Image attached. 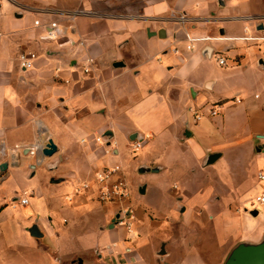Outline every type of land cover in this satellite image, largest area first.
I'll use <instances>...</instances> for the list:
<instances>
[{"label":"crops","instance_id":"crops-1","mask_svg":"<svg viewBox=\"0 0 264 264\" xmlns=\"http://www.w3.org/2000/svg\"><path fill=\"white\" fill-rule=\"evenodd\" d=\"M251 1L81 0L78 15L68 8L51 11L53 5L60 6L58 0H0V165L9 162L6 171L0 169V264L6 260V250L28 245V239L37 250L58 253L51 239L64 234L69 219H59L56 211L61 205L54 198L65 185H71L65 200L75 202L76 217L101 209L98 225L111 230L110 243L101 245V234L94 238L92 264H150L151 250L128 242L134 238V228L127 232L118 224L117 206L91 194L97 195L95 172L106 166L120 165L127 180L131 176L132 188L137 182L139 192L143 185L147 191L150 188L149 173H166L163 162L142 157L134 165L135 174H128L124 160L126 149L137 140L130 138L135 133L145 142L156 137L188 140L197 163L204 167L209 154L220 152L213 164L220 163L213 169L226 162L228 150H234L238 166L233 169L240 167L236 176L248 169L253 177L249 183L240 181L239 188L252 187L259 180L262 170L255 163L264 153V39H230L264 37V0ZM179 14L186 16L185 22L176 19ZM53 21L55 28L50 26ZM234 21H240L238 29ZM186 34L211 39L189 50ZM207 47L210 54L205 52ZM22 52L36 54L33 68L21 66ZM215 52H221L229 66L200 70ZM88 58L94 61L90 72L84 73ZM212 104L219 106L216 116L209 114ZM196 109L203 115L197 121ZM92 132L109 141L98 142V137L92 141ZM49 138L58 152L42 159L40 149ZM84 151L89 161L78 158ZM141 165L160 169L140 173ZM231 168L230 175L234 174ZM84 181L92 184L91 189L76 194V185ZM205 182L209 184L191 177L185 187L197 188ZM22 198H27L26 204H21ZM166 199L147 205L154 207ZM246 208L243 218L261 217ZM184 209L180 205L177 211ZM222 215L239 217L232 212ZM14 225L22 232L20 239ZM33 225L42 237L29 233ZM238 233L237 228L228 231L232 245L258 240L264 226L257 220L253 229ZM88 241L92 239H82L80 251L88 250ZM163 243L166 258L169 241ZM122 244L131 255L128 263ZM160 248L154 254L167 264L157 253ZM188 253L194 257L192 251L186 257ZM196 261L184 258L178 264H210Z\"/></svg>","mask_w":264,"mask_h":264},{"label":"rangeland","instance_id":"rangeland-1","mask_svg":"<svg viewBox=\"0 0 264 264\" xmlns=\"http://www.w3.org/2000/svg\"><path fill=\"white\" fill-rule=\"evenodd\" d=\"M58 1L60 6L53 5L54 9H50L51 11H61V8H68L74 11L75 14H81V0ZM260 7L261 5L258 6V9ZM234 24H236L237 29L241 25L240 21H234ZM208 42L204 41L203 43ZM216 57L217 52L212 55L211 59L204 60L200 70L220 67ZM92 133L90 137L95 142L96 137L101 136V134L98 132ZM108 150L111 153V150ZM239 151H244L243 153L247 154L245 148H241ZM235 154L237 153L234 150H228L226 162L213 169L220 161L205 167L201 163H197V159L194 157V149L188 140L178 142L169 138L158 139L156 137L153 140L143 141V145L138 151H134L131 147L126 149L124 161L129 175L135 174L137 161L142 157L160 161L167 165V171L163 176L153 173L148 174L149 178H153V181L148 191L145 190V194L139 192L137 182L132 188V179L128 175L131 190L128 204L136 219L134 238L128 240V242L132 243L135 248L150 249L151 256L148 259L150 264H153V261L158 264L157 260L159 258L154 253L156 249L160 248L163 241H169V254L166 258L162 257L167 264L181 263L184 258L187 261L197 259L196 262L205 261L210 264H222L234 241L228 236V231L237 228L239 229L238 234H240L247 229H253L257 220L258 225H263L261 217L245 219L242 217V212L243 206L249 209L264 210V207L254 200L255 195L264 190V180L256 181L252 187L239 188L240 181L243 182L242 184H245L246 181L249 183L253 177H249L252 171H248V169L242 172V176H236L240 173V167L233 169L234 166H238L236 161L238 155ZM78 156L82 160H90L88 151L80 152ZM255 167L264 171V153H261L256 160ZM229 168L234 171L235 175H230L227 172ZM141 177V179H144V175ZM191 177L199 179L200 183L208 181L209 184L205 182V185H200L201 187H185ZM71 192V185H65L60 188L54 198L55 203L61 205L59 210L56 211L59 219H63V217L69 219L68 222H65L67 230L64 234L60 235L59 238L54 237L51 239L52 247L58 250V253H51L50 250H47L48 253H44L42 249L37 250L36 245L28 239V245H21L22 247H18L15 251L6 250V260L3 264H79V258L82 259V264H92V261H89V255L94 256V249L97 245L94 238L101 234L100 244L110 243L112 239L111 230L106 227L101 228L98 225L101 221L99 218L101 209H98L92 215L86 213L76 217L73 212L75 202L65 200V195ZM91 194L94 199H97L94 192H91ZM166 197L164 203L157 204L154 207L147 205L164 201ZM180 205L185 208L183 212L177 211ZM223 212H232L239 215V217H223ZM136 214L139 215V218ZM12 228L17 234L16 238L20 239L22 232L19 226L14 225ZM124 228L127 231L125 226ZM85 236L92 239V242L88 241L90 244L87 251H80L83 247L82 239ZM233 237L235 238V236ZM124 246L122 244L121 248L124 252L125 263H128L131 255L127 254L128 250ZM43 247L45 248V246ZM187 251H192L195 258L189 253V256L186 257ZM164 262L159 260L160 264Z\"/></svg>","mask_w":264,"mask_h":264},{"label":"built area","instance_id":"built-area-1","mask_svg":"<svg viewBox=\"0 0 264 264\" xmlns=\"http://www.w3.org/2000/svg\"><path fill=\"white\" fill-rule=\"evenodd\" d=\"M176 19L180 22L186 21V16L184 14H179ZM36 24H39V21H36ZM51 27H56L57 23L52 22L50 24ZM0 32V36H1ZM211 38L207 36H193L191 34H186V40H187V49L191 50L194 49L199 42L209 41ZM233 40H258V39H264V37L261 36H252V35H243L239 37H233L230 38ZM36 59V54L33 52H22L19 57V61L21 66L24 69H30L34 67V62ZM218 63L223 67H228L229 62L228 59L222 55L221 53L217 52L216 57ZM92 58H88L86 60V64L83 66V72L89 73L90 72V66L93 63ZM209 114L211 116H216L219 114V106L217 104H212L209 110ZM203 115L201 113V110L196 109L194 111V118L195 120L202 119ZM103 137V136H102ZM102 137H98V142L106 141L108 142L109 139L104 140ZM104 138V137H103ZM143 145V141H133L132 143V149L134 151H138ZM259 180H264V171H260L258 174ZM94 182L97 189V196L100 202L102 203H114L117 208L119 209L118 213V224L123 225L127 228L128 232H131L134 228L133 224L135 221V215L133 214V211L131 210L129 206V196L131 193L129 183L127 180V177L120 165H113V166H106L101 168L100 170H97L95 172V178ZM92 184L88 181H84L80 184H77L75 187V193L80 194L83 192L88 191L91 189ZM254 200L260 205L264 207V190L259 192L255 195ZM27 198H22L20 200L21 204L27 203ZM258 209V208H257Z\"/></svg>","mask_w":264,"mask_h":264},{"label":"water","instance_id":"water-1","mask_svg":"<svg viewBox=\"0 0 264 264\" xmlns=\"http://www.w3.org/2000/svg\"><path fill=\"white\" fill-rule=\"evenodd\" d=\"M263 26L259 27L261 29ZM159 36L161 35V32L158 33ZM206 54H210L211 48L207 47L205 50ZM132 140H142V137L139 136L138 133L133 134L130 137ZM29 152L31 151L28 149ZM258 151H260L258 149ZM58 152V148L54 141L49 138L46 143L43 144V146L40 149V154L42 156V159H46L49 157H52L54 154ZM32 154H35V152H32ZM220 152H215L211 153L206 157L205 164L210 165L213 164L218 158L221 157ZM9 162H4L3 164L0 165V169L2 171H6L8 169ZM159 167H149L145 165H141L138 167V172L140 173H146V172H158ZM141 193H145V186H141L140 188ZM245 211H248L252 216L257 217L259 214H261V223L264 226V211L262 213L259 211L257 208L253 209H245ZM118 217V216H117ZM116 218L112 221V224L110 225V228L114 226ZM29 233L36 237H42L43 234L39 231V228L37 225H33L32 227L28 228ZM165 243L162 244L160 250L157 252L158 255L161 257L166 255V250H165ZM79 263H82L81 260ZM222 264H264V233L262 236L258 238V240H240L236 242L235 244L232 245V247L229 249L227 252V255L223 261Z\"/></svg>","mask_w":264,"mask_h":264}]
</instances>
